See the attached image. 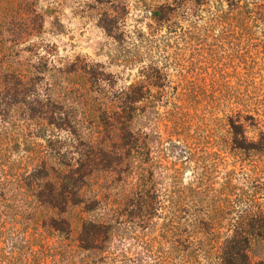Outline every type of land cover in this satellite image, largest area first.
<instances>
[{
	"label": "rangeland",
	"instance_id": "obj_1",
	"mask_svg": "<svg viewBox=\"0 0 264 264\" xmlns=\"http://www.w3.org/2000/svg\"><path fill=\"white\" fill-rule=\"evenodd\" d=\"M76 171L96 264H219L264 217V0H0V205Z\"/></svg>",
	"mask_w": 264,
	"mask_h": 264
},
{
	"label": "trees",
	"instance_id": "obj_2",
	"mask_svg": "<svg viewBox=\"0 0 264 264\" xmlns=\"http://www.w3.org/2000/svg\"><path fill=\"white\" fill-rule=\"evenodd\" d=\"M78 173L71 172L60 179L59 186L50 183L48 192L33 193L35 206L17 209L0 205V264H96L91 251L108 240V228L86 221L80 234L74 236L65 216L83 203ZM3 196L2 192L0 197ZM233 227L234 235L226 238L221 247L219 264H264L254 262L249 255L255 241L264 244L263 215L255 216L253 210H248ZM98 262L109 264L106 256Z\"/></svg>",
	"mask_w": 264,
	"mask_h": 264
}]
</instances>
